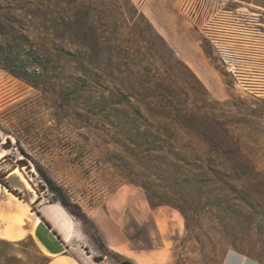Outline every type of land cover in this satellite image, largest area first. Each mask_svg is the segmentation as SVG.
<instances>
[{
	"label": "rangeland",
	"instance_id": "1",
	"mask_svg": "<svg viewBox=\"0 0 264 264\" xmlns=\"http://www.w3.org/2000/svg\"><path fill=\"white\" fill-rule=\"evenodd\" d=\"M226 21L241 23L244 38L234 40ZM2 33L43 52L85 53L95 72L127 85L152 81L176 113L214 134L221 159L236 171L229 198L244 217L225 227L202 210L187 232L177 210L150 207L143 191L106 163L114 149L79 122L81 105L56 95L59 63L50 65L46 92L0 69V174L18 168L35 193L16 174L4 184L26 201L31 195L61 206L41 169L85 216L64 208L97 244L120 235L142 251L167 248V264H225L240 252L264 264V11L211 0H0ZM167 37L189 53L175 52ZM240 198L257 203L263 221L250 219ZM97 254L109 264L132 263L105 246ZM44 263L32 239L0 238V264Z\"/></svg>",
	"mask_w": 264,
	"mask_h": 264
},
{
	"label": "trees",
	"instance_id": "2",
	"mask_svg": "<svg viewBox=\"0 0 264 264\" xmlns=\"http://www.w3.org/2000/svg\"><path fill=\"white\" fill-rule=\"evenodd\" d=\"M0 36L3 40L0 69L38 91L46 92L50 65L59 63L56 78L60 89L56 95L67 99L68 104L81 105L79 109L85 116H79V122L97 130L105 138L103 144L114 149L106 163L124 183L140 188L150 207L167 206L177 210L187 232L192 231L194 216L202 210L211 215L212 222L225 227L244 217L229 198L233 191L231 177L236 171L221 159L222 150L215 147L214 134L203 132L194 118L187 119L176 113L159 90L149 87L152 81L141 80L139 87L127 85L113 74L95 72L85 53H48L30 42L22 46L10 40L8 33ZM16 164L20 168L27 165L24 160ZM39 175L63 208L77 218L86 219L41 169ZM2 178L0 174V184L22 199ZM240 200L251 209L250 219L263 221L257 203ZM97 242L99 248L104 247L99 238ZM240 253L262 264L259 257ZM47 262L45 257L44 264Z\"/></svg>",
	"mask_w": 264,
	"mask_h": 264
},
{
	"label": "crops",
	"instance_id": "3",
	"mask_svg": "<svg viewBox=\"0 0 264 264\" xmlns=\"http://www.w3.org/2000/svg\"><path fill=\"white\" fill-rule=\"evenodd\" d=\"M211 1L264 11V0ZM166 40L175 52L189 53L184 49L179 52L174 38L167 37ZM188 64L191 65V62ZM13 175L11 169L5 171L3 178L9 179ZM172 229L173 225L168 222L167 232L174 234ZM25 237H31L37 249L48 258L46 264H109L106 259H96L98 244L83 233L75 219L58 203H45L38 196L32 199L31 195L28 201L19 199L0 184V238L14 241ZM103 243L107 251L120 257H129L133 264H167L169 261L165 247L142 251L130 246L125 237L120 235L114 240H103ZM225 264L260 263L236 256Z\"/></svg>",
	"mask_w": 264,
	"mask_h": 264
},
{
	"label": "built area",
	"instance_id": "4",
	"mask_svg": "<svg viewBox=\"0 0 264 264\" xmlns=\"http://www.w3.org/2000/svg\"><path fill=\"white\" fill-rule=\"evenodd\" d=\"M227 23H225V27H228L231 29V32L233 34V37L235 38L234 40H239V38H244L241 34L242 33V25L241 23L238 22H231V21H226ZM250 37V35H247ZM248 39V38H247ZM237 43V42H236ZM10 152V150H8V153Z\"/></svg>",
	"mask_w": 264,
	"mask_h": 264
},
{
	"label": "bare ground",
	"instance_id": "5",
	"mask_svg": "<svg viewBox=\"0 0 264 264\" xmlns=\"http://www.w3.org/2000/svg\"><path fill=\"white\" fill-rule=\"evenodd\" d=\"M5 154H6V151L4 149L0 151V160H2L5 157ZM13 173L16 174L20 178V180L24 183L26 189H28L30 192L35 193L30 183L25 179V177L21 173V170H19L18 168H14Z\"/></svg>",
	"mask_w": 264,
	"mask_h": 264
},
{
	"label": "water",
	"instance_id": "6",
	"mask_svg": "<svg viewBox=\"0 0 264 264\" xmlns=\"http://www.w3.org/2000/svg\"><path fill=\"white\" fill-rule=\"evenodd\" d=\"M120 264H131V263L128 262V261H123V262H121Z\"/></svg>",
	"mask_w": 264,
	"mask_h": 264
}]
</instances>
